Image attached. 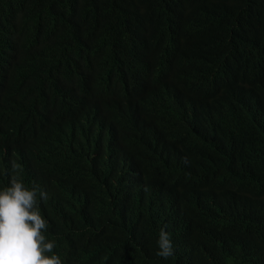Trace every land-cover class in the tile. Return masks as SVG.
<instances>
[{
	"label": "trees",
	"instance_id": "1",
	"mask_svg": "<svg viewBox=\"0 0 264 264\" xmlns=\"http://www.w3.org/2000/svg\"><path fill=\"white\" fill-rule=\"evenodd\" d=\"M263 39L264 0H0V190L63 264H264Z\"/></svg>",
	"mask_w": 264,
	"mask_h": 264
},
{
	"label": "clouds",
	"instance_id": "2",
	"mask_svg": "<svg viewBox=\"0 0 264 264\" xmlns=\"http://www.w3.org/2000/svg\"><path fill=\"white\" fill-rule=\"evenodd\" d=\"M30 30H33L34 34L32 36L25 34L19 39L14 45L15 51L39 56L52 52L48 46L41 47L43 31L37 26ZM77 45H68L57 55L72 50ZM261 46H264V39ZM183 48L185 49L184 41ZM138 58L148 59V50H140L134 59ZM10 60L11 55L8 63ZM251 61L261 69L264 67V54L259 59L263 63H258L256 54L246 62ZM12 138L11 131L0 129V142L11 143ZM39 195L41 199H47L46 192L41 191ZM47 227L48 221L38 206L37 189L35 187L29 189L22 180L13 177L10 185L0 190V264H63L60 255L53 252L54 242L47 240L44 235ZM157 245L158 256L167 259L173 255L170 234L163 228L160 230Z\"/></svg>",
	"mask_w": 264,
	"mask_h": 264
}]
</instances>
